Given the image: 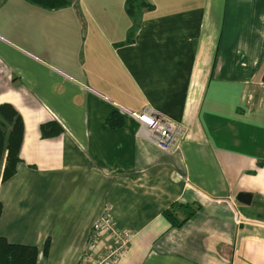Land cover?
<instances>
[{"label":"crops","instance_id":"1","mask_svg":"<svg viewBox=\"0 0 264 264\" xmlns=\"http://www.w3.org/2000/svg\"><path fill=\"white\" fill-rule=\"evenodd\" d=\"M148 1L120 43L124 0H0V102L23 123L21 160L0 182V236L34 245L38 264H76L109 243L88 246L106 206L132 234L113 264H264V0L260 27L245 30L244 8L235 33L241 0L231 11L229 0ZM145 104L183 125L173 152L135 133L123 109ZM113 109L123 121L110 127ZM50 119L62 129L41 136ZM172 202L198 209L170 227Z\"/></svg>","mask_w":264,"mask_h":264},{"label":"trees","instance_id":"2","mask_svg":"<svg viewBox=\"0 0 264 264\" xmlns=\"http://www.w3.org/2000/svg\"><path fill=\"white\" fill-rule=\"evenodd\" d=\"M33 4L56 8L67 5L71 0H27ZM151 6L148 0H124V9L131 19L126 35L120 43L131 42L140 22V15L144 8ZM122 113L113 109L107 115L105 122L110 127L122 123ZM41 136L57 134L62 129L54 119L38 124ZM23 134V123L20 114L8 101L0 102V182L13 175L19 156V146ZM198 209L197 204L172 202L161 211L170 227L180 226ZM47 242L43 244L42 256L47 252ZM37 248L30 244L12 243L0 236V264H38Z\"/></svg>","mask_w":264,"mask_h":264},{"label":"built area","instance_id":"3","mask_svg":"<svg viewBox=\"0 0 264 264\" xmlns=\"http://www.w3.org/2000/svg\"><path fill=\"white\" fill-rule=\"evenodd\" d=\"M123 110L137 121L135 130L137 135L144 137L164 152H173L177 147L178 140L184 133L181 123L149 104L137 110ZM234 213L236 220L240 221L237 213ZM99 235L106 236L109 243L98 254L83 253L76 264H113L125 253L132 237L129 230L117 227L106 206L91 224L89 247Z\"/></svg>","mask_w":264,"mask_h":264},{"label":"rangeland","instance_id":"4","mask_svg":"<svg viewBox=\"0 0 264 264\" xmlns=\"http://www.w3.org/2000/svg\"><path fill=\"white\" fill-rule=\"evenodd\" d=\"M243 2L244 0H241V3L239 5V10L236 14L237 17L233 24V33H235V30H237V27L241 26L242 24V21H240V19L242 18V13L244 11V8H245V11H247L246 13L247 16L245 19V30L247 31L248 29H250L249 31H251V29H256L260 27L258 24V15L261 12V9H260L261 5L259 4V0H245L244 5H243ZM236 7H237L236 5L232 4V0L231 1L229 0L228 11H231ZM246 27H248V29ZM249 31L247 32V34L249 33ZM219 83H220L219 88L221 89L227 88V90H223V91L236 92L238 90L240 92V89H237L238 85L234 84L233 82L221 81Z\"/></svg>","mask_w":264,"mask_h":264},{"label":"water","instance_id":"5","mask_svg":"<svg viewBox=\"0 0 264 264\" xmlns=\"http://www.w3.org/2000/svg\"><path fill=\"white\" fill-rule=\"evenodd\" d=\"M261 79H264V70L262 72ZM235 198H236V200L238 202H241V203L242 202H247L248 199H249V194L243 193V192H239V193L236 194V197Z\"/></svg>","mask_w":264,"mask_h":264}]
</instances>
